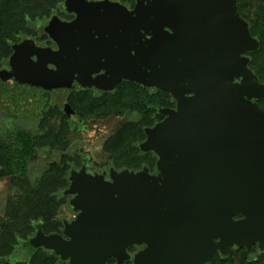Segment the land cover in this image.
Wrapping results in <instances>:
<instances>
[{
  "label": "water",
  "instance_id": "1",
  "mask_svg": "<svg viewBox=\"0 0 264 264\" xmlns=\"http://www.w3.org/2000/svg\"><path fill=\"white\" fill-rule=\"evenodd\" d=\"M238 1L66 0L77 16L50 31L58 49L30 41L29 67L14 65V46L0 98L11 80L12 91L32 86L35 97L67 94L74 81L100 92L132 82L176 102L140 143L155 170H73L66 193L76 217L62 233L38 229L33 248L66 264H208L255 243L264 251V82L245 55L260 40ZM131 245L144 247L132 255Z\"/></svg>",
  "mask_w": 264,
  "mask_h": 264
},
{
  "label": "trees",
  "instance_id": "2",
  "mask_svg": "<svg viewBox=\"0 0 264 264\" xmlns=\"http://www.w3.org/2000/svg\"><path fill=\"white\" fill-rule=\"evenodd\" d=\"M53 0H0V68L13 52V44L27 35V13L32 18H45L51 12ZM134 3V0H132ZM240 14L251 25V33L260 40L257 50L248 52L251 67L264 82V0H239ZM74 113L87 121H102L109 117L123 116L128 111L137 118L123 122L105 140L103 152L106 159L95 163L117 168L140 169L147 165L155 170L157 157L151 151H143L140 143L146 138V128L162 120L165 114L159 108L172 106L176 102L161 91H151L132 82H121L112 92L98 95L92 90H78L69 97ZM264 106V98L259 101ZM50 115L27 130L14 125L15 118L6 119L0 110V122H7L6 131H0V178L8 176L19 192L9 196L0 229V264H66L52 250L33 248L30 238L42 228L46 234L62 232L64 218L60 213L69 209V195L66 188L74 164H80L78 155L64 153L60 160L50 162L38 177L31 168L33 161L47 148L66 151L71 135L80 126L72 123L70 115L59 106H53ZM57 115L56 120L50 118ZM27 242V243H26ZM26 244L33 249L23 255L21 247ZM238 260L240 264H264V251L251 256L245 248L234 249L228 256L215 253L208 264H229ZM109 264H114L110 259ZM126 264H132L127 261Z\"/></svg>",
  "mask_w": 264,
  "mask_h": 264
},
{
  "label": "flooded vegetation",
  "instance_id": "3",
  "mask_svg": "<svg viewBox=\"0 0 264 264\" xmlns=\"http://www.w3.org/2000/svg\"><path fill=\"white\" fill-rule=\"evenodd\" d=\"M112 1H114V0H112ZM117 1H120L122 3H128L130 8H133L135 5V0H134V3H132V0H117ZM53 2L54 3L52 4L51 9H50L51 12L48 16H45V18L40 17V16H36L35 18H32L30 16V14L27 13V35H24L19 41L15 42L13 44V52L10 55L7 63L3 67L0 68V71H2L4 69L12 70L11 59H12L13 55L15 54L14 46L16 44L18 45V51H17V54H15L16 55L15 59L13 60V63L15 66H17V65L19 66V64L23 63L24 65L31 67L32 63L30 61H28L27 55L33 54L35 46L36 47H42V48H48V47L54 48V49L59 48V42H57L56 40H54L52 38V36L50 35L51 34L50 31H52V30L55 31L57 29V25L59 23L58 21L70 22L76 18L77 14H76V12H72V11L67 10L66 5H65L66 0H53ZM56 18H57V20H56ZM30 41H34L35 46ZM249 52H252V51H249ZM245 55L250 57L249 65L251 66V59H252L251 56L248 55V52H246ZM31 58H32L33 62H35L37 60V57L35 55H32ZM38 71L39 70H37V69L35 70L36 73H38ZM35 72H33V73H35ZM27 75H28V77H31V78L36 77L34 74L28 73ZM14 82H15V80H11L10 84L7 86V88L10 90V92H12L14 104L17 107L21 106V108L19 107V110H18L19 113L23 109V111L26 112L25 114H27V119H28V117H31V118H33L32 120H34V124L39 123L43 119L45 112H48L49 109L53 106H59L60 110L63 111V113L71 114L69 117H70L72 123L80 126V130L83 127H85L87 122H85L82 118H80L78 115H76L74 113V110L72 109L73 107L70 105V102H69L70 95L73 92L78 91V90H92L95 93H97L98 95H101V94H104L107 92L114 91L117 88V86L120 84L119 83L111 91L100 92L94 88L82 87L76 81H74L72 83L71 90L68 91L69 93H67V94H65L64 92L58 91L54 88H52V89L49 88L48 90L43 91L42 96L36 95V97H35V91H32V86L25 87V89L22 91L23 96L19 95V91H21V89H23V88H21L22 85H19L18 87L16 85H14V87H16L15 88L16 90H15V92H14V90L12 91L11 87L13 88V85L11 86V84H14ZM149 90H151V89H149ZM151 91H156V90H151ZM27 97L29 98L31 103H27ZM58 98L61 100L60 102L56 101ZM260 100L261 99L257 100L258 103ZM261 106H263V105H261ZM167 107H172V106H167ZM21 117H23V116H21ZM21 117H20V121H22V120L24 121V119H26L25 117L24 118H21ZM13 123H14V125L17 124L16 121H14ZM19 126H20L19 129L27 130L26 126H22V125H19ZM80 150H81V154H80L81 163L80 164H74L72 169H71V172L73 170H80L83 166H86L87 170L90 172H102L105 170L109 171V169L112 165L115 167V165L111 164V163L107 166L96 165L95 163H98V162H95V161L93 162V160H91L90 156L87 153L83 152L82 149H77V151L75 152V155H78L77 153ZM156 162H157V160H156ZM115 168L121 170V168H117V167H115ZM124 168H127V167H124ZM68 212H73V209L71 206L69 207ZM235 217L239 218V217H241V215L237 214V215H235ZM66 219H72V218L70 216H67ZM62 232H58V233H62ZM143 247L144 246L131 245L129 247V252L132 255H134L136 252H138ZM236 249H239V248H236ZM261 251H263V250H261L258 247L257 243H255L253 245L252 252H250V251L249 252H250L251 256H256ZM113 260H114V264H115L116 263L115 259H113ZM127 261H130L133 264V257L126 260L124 264H126Z\"/></svg>",
  "mask_w": 264,
  "mask_h": 264
},
{
  "label": "rangeland",
  "instance_id": "4",
  "mask_svg": "<svg viewBox=\"0 0 264 264\" xmlns=\"http://www.w3.org/2000/svg\"><path fill=\"white\" fill-rule=\"evenodd\" d=\"M12 93L5 92L0 98V110L5 111L4 117L6 119L15 118L16 126L20 128L19 125L26 126L30 128L34 126L33 118L28 117L26 112L23 109L18 111L17 106L14 104ZM56 101L60 102L61 100L58 98ZM51 110L47 112V116L50 115ZM23 113V114H22ZM23 116V117H21ZM21 118H26L24 121H20ZM57 115H54L50 118V121L60 122L57 119ZM137 118V114L133 111H128L123 116L109 117L108 119L102 121H87L85 127H83L79 131H75L71 135L70 145L66 151L47 148L44 152H40L39 156L33 161L34 167L31 168L32 175L34 177H38L42 171L45 169V166L50 162H54L60 160L64 153H68L71 156L75 155L77 149H82L83 152L87 153L93 162H103L106 159V155L103 152V145L105 140L118 128L122 125L123 122H127L130 120H134ZM26 121V122H25ZM8 128V124L6 120L0 122V130L6 131ZM1 133V132H0ZM19 192L16 188L13 187V184L10 181L8 176L0 178V229L1 222L4 218V214L6 211V203L10 195ZM63 211L60 213L61 217L66 219L67 216L73 214V212H68L66 208L62 209ZM23 251V255H27L32 252V249H29L26 244L21 247ZM229 264H240L238 260H235Z\"/></svg>",
  "mask_w": 264,
  "mask_h": 264
},
{
  "label": "built area",
  "instance_id": "5",
  "mask_svg": "<svg viewBox=\"0 0 264 264\" xmlns=\"http://www.w3.org/2000/svg\"><path fill=\"white\" fill-rule=\"evenodd\" d=\"M76 217V213L73 212V214L71 215V218H75Z\"/></svg>",
  "mask_w": 264,
  "mask_h": 264
}]
</instances>
